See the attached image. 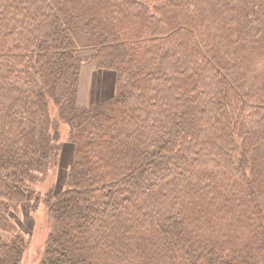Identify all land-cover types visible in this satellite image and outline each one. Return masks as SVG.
Segmentation results:
<instances>
[{
	"label": "trees",
	"instance_id": "1",
	"mask_svg": "<svg viewBox=\"0 0 264 264\" xmlns=\"http://www.w3.org/2000/svg\"><path fill=\"white\" fill-rule=\"evenodd\" d=\"M84 48L115 79L79 107ZM41 203L36 264H264V0H0V264Z\"/></svg>",
	"mask_w": 264,
	"mask_h": 264
},
{
	"label": "rangeland",
	"instance_id": "2",
	"mask_svg": "<svg viewBox=\"0 0 264 264\" xmlns=\"http://www.w3.org/2000/svg\"><path fill=\"white\" fill-rule=\"evenodd\" d=\"M81 56L82 63L80 65V72L78 78L77 94L79 101L84 100V105H91L100 99L107 97L109 92L114 88V74L107 71H98L95 69L91 56L93 50L81 49L77 52ZM93 67V68H92ZM104 73H111L109 77L105 78ZM76 94V101H77ZM78 102H76L77 105ZM87 105V106H89ZM78 106V105H77ZM80 107V106H79ZM56 128L60 132L61 145L58 149L57 162L53 166H48L44 169L42 175H39L36 181L31 184L34 192L44 195L52 186L57 190L63 183L66 169L72 156V148L67 140L68 127L66 124L58 122ZM43 203L38 205V208L32 213L30 208L22 207L19 214L20 220L26 222V213H28L32 220V235L27 247L24 251L23 258L20 264H36L41 258L44 251V246L49 236L56 229V223L53 218H50L46 206ZM30 226V225H28ZM26 225V227H28Z\"/></svg>",
	"mask_w": 264,
	"mask_h": 264
},
{
	"label": "crops",
	"instance_id": "3",
	"mask_svg": "<svg viewBox=\"0 0 264 264\" xmlns=\"http://www.w3.org/2000/svg\"><path fill=\"white\" fill-rule=\"evenodd\" d=\"M93 68V67H92ZM81 69V68H80ZM80 72V71H79ZM111 73H104L103 75H104V77L105 78H107V77H109V75H110ZM79 85V84H78ZM111 92H109V94H110ZM79 97H78V94H77V101L76 102H78L77 103V105L78 106H80V107H84V106H87V105H89L88 104V102H87V104L86 105H84V100L83 101H79V99H78Z\"/></svg>",
	"mask_w": 264,
	"mask_h": 264
}]
</instances>
